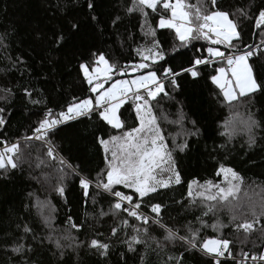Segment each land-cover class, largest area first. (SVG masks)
<instances>
[{
	"label": "trees",
	"instance_id": "trees-1",
	"mask_svg": "<svg viewBox=\"0 0 264 264\" xmlns=\"http://www.w3.org/2000/svg\"><path fill=\"white\" fill-rule=\"evenodd\" d=\"M94 2L95 11L89 13L86 0H0V35L5 36L0 43V96H6L0 100V108L5 109L7 121L0 128V147H4L5 141L20 146L17 167L0 169V264H172L169 257L180 256L183 264H213L212 258L198 246L191 248L179 239L166 241L164 229L155 225L150 226L148 234L141 232L143 243L134 245L133 251L128 250L127 241L135 235L132 226L140 227V222L110 210L113 197L95 187L98 174L104 176L103 170L107 167L97 137L119 134L101 121L97 113L80 116L55 132L64 141L62 145L67 149L64 156L54 155L53 159L47 155L44 140L27 139L33 136L46 109L58 113L73 97L93 95L77 69L78 63L86 60L90 52H103L111 62L124 65L139 61L134 51L137 47L150 46L151 37L144 34L147 28L141 27L144 18L138 12L127 11L131 0ZM186 2L196 3V0ZM218 6L233 13V18L239 21L245 43L264 50V29L256 28L253 19L240 17L238 11L244 9L253 17L258 8L264 7V0H218ZM91 15L97 19L93 21ZM161 15L167 17L169 12L148 10L147 16V23L156 28L157 39L165 49V60L160 65L179 71L181 66L188 67L196 55H207L208 41L205 40H193L187 47H180L179 54L172 51L171 46L178 45L179 41L174 30L157 27ZM71 23L79 24V31L72 30ZM61 33L66 39L56 45L55 38ZM198 49L203 51L198 53ZM250 63L258 79H264V57L254 56ZM217 65L214 62L201 66V73L209 76ZM117 77L122 76H114ZM180 77L179 89H169L171 98L160 99L158 104L154 102L153 108L158 118L167 117L160 119V124L168 137L169 149L174 148L172 137H176L177 143L188 144L184 152H173L183 182L160 189L150 202L163 205L161 223L178 230L180 236L190 235V226L199 230L197 239L201 243L213 237L231 240L234 258L221 259L224 264H235L242 259L243 252L256 255L264 252V232L259 225L249 234L238 231L232 220L233 213L227 207L218 206L215 213L204 216L205 205L195 197L198 189L194 186L193 197H189L188 182L219 183L223 180L216 175L220 164L232 167L243 177L241 203H253L259 209L264 199V93L228 104L222 100L219 89L212 86L222 122L213 126L203 124L197 135H190L197 130V125L193 126L195 116L183 91L184 82L189 79L183 75L180 81ZM26 87L33 92L31 98L24 93ZM5 88H10L11 94L6 95L2 91ZM30 99L42 102L32 104ZM181 110L184 117L181 124L174 123ZM120 113L127 127L136 126L131 101L122 105ZM249 116L257 121L251 133L246 127ZM226 126L230 134H224ZM249 135L254 137L252 144ZM81 151L91 173L88 196L80 188L78 175H81L67 167L72 162L80 163ZM61 185L65 188L63 197L56 191ZM115 188L132 193L123 185ZM148 205L149 200L145 198L140 211L153 215ZM101 211L106 215H100ZM69 216L80 225L78 229L71 227ZM198 218L207 226H202ZM122 220H128V226L121 227ZM214 222L222 227L213 229ZM25 227L31 231L25 232ZM113 228L118 229L115 235ZM92 239L109 244L106 255L90 246ZM18 243L24 245L23 251L13 252ZM246 264L261 262L248 259Z\"/></svg>",
	"mask_w": 264,
	"mask_h": 264
},
{
	"label": "snow or ice",
	"instance_id": "snow-or-ice-1",
	"mask_svg": "<svg viewBox=\"0 0 264 264\" xmlns=\"http://www.w3.org/2000/svg\"><path fill=\"white\" fill-rule=\"evenodd\" d=\"M207 5V6H206ZM89 13L95 11L94 0H86ZM169 12L170 15L160 16L157 27L159 29L174 30V35L179 44H173L172 51L179 54L180 47H187L193 40L208 41L207 55H196L189 61L188 67L181 66L179 71L171 66L160 65L165 60V49L161 41L157 39L156 28L147 23L148 10ZM127 11L129 13L138 12L143 18L142 29L147 28L145 36L151 37L150 46L137 47L134 51L140 58L138 62L119 65L111 62L100 51L89 53L86 60L78 63L77 69L83 83L88 86V92L93 94L84 98L73 97L65 108L58 113L52 109H46L44 116L37 123L32 137L27 139L46 140L49 132L58 125L75 120L77 117L97 113L99 119L111 129L118 131L117 135H110L108 138L97 137L99 145L105 153L106 169L104 176L98 174L95 184L97 189L113 197L114 202L110 204V210L127 214L140 222V227L133 225L135 235L129 237L128 250L133 251V246L143 243L140 234H148L150 226L163 228L166 241L179 239L187 243L191 248L199 247V250L212 258L213 264H224L223 257H233L231 251L232 241L223 237H213L199 242L197 237L199 230L188 227L190 235L180 236L178 230H174L161 223V203H151L154 194H158L160 189H168L173 185L182 184L181 171L177 166V161L173 155L174 151L184 152L188 147L187 142L177 143L176 137H172L173 149L168 147V137L165 136L161 127L160 119H167L166 116L160 118L154 112L153 104L159 103L160 99L171 98L169 89H179L178 78L183 75H190L193 79L199 77L200 66L207 67L214 62H221L224 66L215 68L214 75L208 79L219 89L222 100L228 104L247 99L257 93H264V79H258L254 73L250 59L254 56L264 57V50L253 49L251 45L244 42L243 34L240 30V23L233 18V13L222 10L218 6V0H196V3H188L186 0H131ZM240 17L253 19L255 27L264 29V7L257 9L253 17L248 16L244 9L238 10ZM95 21V15H91ZM119 20V17L116 18ZM116 20L113 23H116ZM72 30L79 31V24L71 23ZM4 35H0V43H3ZM65 36L61 33L55 38V44L61 45L65 41ZM220 46H224L221 50ZM203 50L198 49L197 52ZM19 61V58L17 59ZM132 74L131 79H113L114 76H127ZM6 95L11 94L10 88L2 90ZM27 97L31 98L33 92L27 87L24 89ZM6 96H0V100ZM131 101L136 120L135 127H127L126 122L121 119L120 109L126 102ZM32 104H39L40 100H31ZM5 109L0 108V128H3L7 121L4 116ZM183 113L174 123L181 124ZM195 126V121L192 122ZM257 126V121L249 116L246 127L249 133ZM199 130L189 133L197 135ZM224 134H230L227 131ZM254 137L249 135V143H254ZM19 144L4 142V149L0 151V169L7 170L9 167H17V154ZM54 148L49 142L47 155L53 159ZM110 154V156L108 155ZM63 164L64 161L61 160ZM75 173L71 165H67ZM166 174V178H164ZM216 175L222 176L223 180L214 183L211 180L200 184L197 180L188 182V196L193 197V188L198 189L195 197L200 198L205 205L204 216L215 213L217 207H227L233 213L232 220L238 231L242 230L249 234L260 226L264 232V199L259 204V209L253 203H241L240 193L242 191L243 177L232 167L220 164ZM79 185L84 196L89 195L92 187V180L86 176H79ZM123 185L124 188L132 190L131 194H126L116 190L115 186ZM56 191L60 196L65 195V188L61 185ZM137 197L139 199H137ZM148 198L150 213L148 215L140 211L142 201ZM239 213V215H236ZM100 215H106L101 211ZM250 215V219L247 216ZM202 226H207L202 218H198ZM71 227L78 229L80 225L72 222L69 216ZM239 221V222H237ZM128 226V220L121 221V227ZM211 227L217 229L222 227L219 222H214ZM25 232L31 231L25 227ZM118 229L113 228L115 235ZM57 243V247H59ZM90 246L100 250L101 255H106L109 244L99 239H92ZM159 246V242L158 245ZM23 244L13 247V252H22ZM242 259L235 261V264H246L248 259L253 262L259 260L264 264V252L259 255L248 252L241 253ZM172 264H183V258L169 257Z\"/></svg>",
	"mask_w": 264,
	"mask_h": 264
},
{
	"label": "rangeland",
	"instance_id": "rangeland-1",
	"mask_svg": "<svg viewBox=\"0 0 264 264\" xmlns=\"http://www.w3.org/2000/svg\"><path fill=\"white\" fill-rule=\"evenodd\" d=\"M170 15V13H169ZM211 45H207L209 47ZM207 47H205L207 49ZM221 50H224L223 46H220ZM224 66L223 63L218 62V65L216 68ZM199 71L201 72V66L199 67ZM215 72L211 73V75H214ZM183 76V74H182ZM181 76V77H182ZM188 77V81L184 82L186 86H184V93L186 95V101L188 102V105L191 106L192 111L195 116V124L197 125V128L200 132V126L203 124H208L209 126L213 125H220L222 122V118L220 116V113L218 111L219 108V102L216 97V90L212 86H215L211 83V81L208 79L210 76H205L201 73V75L195 79L190 77V75H185ZM180 77V81H181ZM132 74L130 73L129 76H122L117 77L114 79H131ZM179 80V79H178ZM219 92V91H218ZM218 105V106H217ZM60 127V126H58ZM56 127V128H58ZM54 128V129H56ZM58 131V130H57ZM56 132V131H55ZM49 134L47 139L44 140L45 144L51 142V146L54 148V155L58 156H64V154L67 152V149L62 145L63 142L61 138L59 137V134L56 133ZM62 136H67V134H63ZM72 136H75V134H72ZM39 141V140H38ZM63 146V147H62ZM80 163L72 162L70 165L78 172L81 176H86L91 179V173L89 169V164L87 161V158H85V154L83 151L80 153ZM82 165V167H81ZM45 206V204H44Z\"/></svg>",
	"mask_w": 264,
	"mask_h": 264
},
{
	"label": "crops",
	"instance_id": "crops-1",
	"mask_svg": "<svg viewBox=\"0 0 264 264\" xmlns=\"http://www.w3.org/2000/svg\"><path fill=\"white\" fill-rule=\"evenodd\" d=\"M75 120H72V121H68V122H66V123H71V122H74ZM65 125V124H64ZM63 126V125H62ZM61 127V126H60ZM60 127H58V128H56V129H53V130H51L50 132H49V134H52V133H54L55 131H57Z\"/></svg>",
	"mask_w": 264,
	"mask_h": 264
},
{
	"label": "built area",
	"instance_id": "built-area-1",
	"mask_svg": "<svg viewBox=\"0 0 264 264\" xmlns=\"http://www.w3.org/2000/svg\"><path fill=\"white\" fill-rule=\"evenodd\" d=\"M257 47H253V49H256ZM78 118V117H77ZM61 125H63V124H61ZM61 125H58V126H61ZM57 126V127H58ZM53 130V129H52ZM51 143V142H50ZM47 148L49 147V143H47V145H45ZM3 149H4V147H0V151H3Z\"/></svg>",
	"mask_w": 264,
	"mask_h": 264
}]
</instances>
